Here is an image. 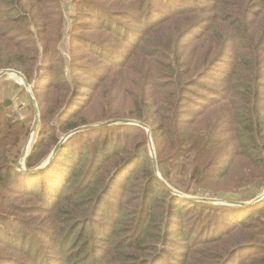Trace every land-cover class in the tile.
I'll use <instances>...</instances> for the list:
<instances>
[{
	"label": "trees",
	"instance_id": "trees-1",
	"mask_svg": "<svg viewBox=\"0 0 264 264\" xmlns=\"http://www.w3.org/2000/svg\"><path fill=\"white\" fill-rule=\"evenodd\" d=\"M47 1L0 0V72H21L35 100L40 90L49 93L59 81L67 86L68 94L50 106L55 112L48 114L36 100L40 116L45 112L46 125L28 153L27 169L42 166L55 150L60 140L51 133L57 132V124L63 127V135L94 124L97 118L86 115L98 100L101 120L126 118L148 127L159 121L151 129L160 174L167 182L171 183L163 167L178 163L176 168L189 174L197 192L205 189L223 199L245 189L250 194L246 199L256 198L264 189V0H206L211 6L205 16H199L202 9L192 6L191 0H97L87 18L96 14L94 19L107 17L113 22L90 25L103 36L97 50L94 43L88 45L73 63V71L95 68L89 70L95 81L83 84L86 92L80 94L60 73L66 64L52 35L66 25L63 16L51 26L61 30L49 31L45 11L59 6ZM133 33L135 38H130ZM155 34L158 38L153 40ZM138 36L145 38L142 44L136 43ZM96 51L106 60L93 66L81 62ZM122 99L130 101L128 112L118 108ZM11 106V100L1 103L0 114ZM81 107V112H75ZM52 117L56 124H50ZM6 126L8 136L15 127L28 134L24 122L11 116L7 123L0 122V264L9 262L3 261V249L13 248H21L27 258L9 263L37 264L40 255L31 260L32 252L44 248L42 244L51 250L41 254L53 262L46 260V264H78L81 255L80 264H264V200L248 207L212 206L174 195L156 175L149 139L140 127L119 125L141 140L133 146L132 159L119 165L104 186L111 170L101 168L98 151L107 155L109 140L106 147L90 148L87 153L82 144L77 148L78 139L100 129L72 134L45 173L28 175L17 169L25 148L4 139ZM106 128L102 129H111ZM126 143L122 154L128 150H124ZM136 161L145 168L142 175L136 171L125 197L118 181L127 180L129 166ZM89 174L92 181L87 182ZM78 181L79 190L69 195L68 189ZM22 198L43 204V220L21 218L17 211L23 208L16 201ZM183 205L188 208L181 209ZM103 209L110 226L101 216ZM192 213L197 218L190 222ZM77 218L81 223L73 231ZM52 220L59 223L49 226ZM6 222L9 229L3 230ZM123 226L132 234L119 240ZM67 227L71 236L62 240ZM176 229L183 233L182 242L172 241ZM85 230L90 234L89 247L82 249ZM32 231L35 234L30 235ZM214 245L218 251L211 248Z\"/></svg>",
	"mask_w": 264,
	"mask_h": 264
},
{
	"label": "rangeland",
	"instance_id": "rangeland-1",
	"mask_svg": "<svg viewBox=\"0 0 264 264\" xmlns=\"http://www.w3.org/2000/svg\"><path fill=\"white\" fill-rule=\"evenodd\" d=\"M96 2H97V0H48L47 1V3L51 6H55V5L59 6V7H54V9L49 10V12L45 11V14L47 16V19L45 22L48 24V27H51L53 25V23L55 25H57L59 23V21L62 19V17L64 16V25H66V28L65 29L63 28V30H61V27L53 26L50 28L49 31H51L54 34V33L58 32L59 30H61L58 35H55V36L52 35L54 40H56L58 42V45L60 46V49H61L63 56H64L65 64H66L65 71L61 70L60 73L62 72L64 75L66 74V77H69L70 81L72 82L73 90L75 92H77V94H80L81 92H86V89L83 88V84L92 83L95 81V79H94L95 74L93 73V71H89L93 67H88L86 69L82 68L80 70H75V71L72 70L73 63L76 62L77 56L79 54L85 53L86 50L89 49L88 45L93 44V43H94L95 48H96L95 50H97L100 38L103 36L102 33H99L95 29H92L90 25L93 22L94 23H101V24L106 23V22H108V23L113 22L110 18H107V17L103 18L102 20H100L99 17L94 19V16L96 14H94V16L92 18H87L86 14L93 12V9H94ZM190 2L192 4V6H195L196 8L202 9V12H201V14H199V16H205L206 14L209 13L208 11L210 9L211 4L209 2H207L206 0H191ZM60 5L62 8L60 7ZM103 6H106V5H103ZM62 10H63V14H62ZM258 12H259L258 8L254 10V17L258 16L257 15ZM197 20H200V19H197ZM77 23H79L82 27L77 26L76 25ZM126 23L130 26H132V25L134 26V23H132L130 20H127ZM88 29H92V31H87ZM163 33H167V30L163 31ZM128 34L130 36L132 34V31H130ZM133 35L134 36H131L130 38H135L134 33H133ZM105 36H107V35H105ZM155 38L156 39L158 38L157 34H155L153 36V40ZM144 39L145 38L143 36H138L136 43L142 44ZM109 40H113V39L110 38ZM109 52L114 54L113 51H109ZM94 54H95V56L89 55L84 60H82L81 62H83L85 64H90L91 66H93L99 60H100V63L106 60L98 53V51H96ZM94 69L95 68H93L92 70H94ZM56 84H57L56 85L57 87L54 88L53 90H51L49 93H46V89H42L39 91V93L36 96L37 102L46 108L45 111L48 109L47 110L48 114H50L52 111H54V112L56 111L55 108L53 110V108L50 106L53 105V103L57 100V98L62 99L64 96H66L68 94L67 93V86H66L64 80L59 81ZM30 87L32 88V86H30ZM32 94H33V91H32ZM28 95H29L28 90L25 88L24 84L21 83V80H18L17 78H14V77L11 78L9 76H6L0 80V104L7 101V100H11L13 102V106L4 109L3 112H1L0 122L4 121L5 123H7V118L9 116H11L16 121L20 120L21 122H24V124L27 126L26 129H28V134L25 135V130H21L20 128L15 127V129L13 130V134L8 136L7 135L8 129L6 126L5 130H4V136L3 137L5 140H10L13 143L16 141L15 144H18L20 148L22 147V149H24V148L26 149L28 147V153H29L32 150L33 145L36 142V140H38L43 126H45L46 124H44V122L42 120V117L45 113L43 111L41 116L39 113V119L37 121V126H36L35 130H33L34 125L36 123V116H35L36 113L34 114L35 111H33V108L30 104ZM95 95H97V94H95ZM78 103L81 104L82 101L79 100ZM37 106H39V105H37ZM118 108H119V110H122L123 112H128L129 110H131V109H129L130 108L129 99H122L118 103ZM101 109L102 108L100 107L99 101L97 100L95 102L94 106L92 107V112L86 115L89 117L97 118V120L94 122V124H92L90 126H84V127L98 126V125L106 123V122L115 121V119L101 120ZM81 111H82V107L79 111H75V112H81ZM85 111L86 110L83 109L82 114ZM86 116H85V119H86ZM89 117H87V119ZM122 119L128 120L126 118H121V119H116V120H122ZM128 121L137 122L135 120H128ZM158 122H159L158 120L152 121L149 124V128L151 129V128L157 127ZM205 123H209V121L203 122L202 126H204ZM50 124L51 125L56 124L55 117H52ZM129 126L130 127H128V128L134 127V125H129ZM57 127H58L57 132L51 133V136H55V138H58L60 140L58 142L59 144L54 145L55 148L58 145H60L61 141L65 137L71 136L72 134H75L73 131V132H70V134L63 135V133H62L63 127H60L59 124H57ZM84 127H80V128H84ZM137 127H139V126H137ZM80 128H77V129H80ZM102 128H103V126L101 128L99 126V127H95L92 129H86V130L80 131L81 134H86V133H82V132L87 131V130H93V132H94V130L100 129L96 133L86 137L84 140L81 139L82 141H80V139H78L77 148L79 146H81V144H82L81 148L87 153L90 148L93 150H96V149H100L103 145L106 147L108 144L107 140H109L111 145L107 148V155H105V156L103 155L104 151L102 149H100L98 151V154L102 157L101 162H100L101 168L102 169L107 168V169L111 170L109 172V174L105 176L104 186H106L108 179L111 178L114 170L119 165L123 164L126 160L128 162L129 160L132 159V156L134 155V153H131V151L134 149L133 146H134L135 142H139L141 139L140 138L136 139V135L134 132H128L127 129L123 128L122 126H117L116 128H114L113 126H105V128L107 130L111 128L110 131L103 130ZM140 129H143L144 131H146L147 138L149 139V134H148L147 130H145L142 127H140ZM89 132H91V131H89ZM151 133H152V135H151L152 144L154 146V153H155V158L157 161V169H155L154 164H153L154 171L156 172V175L162 180L163 183H165L171 189L175 190L179 195L187 196V197H191V198H196L199 200H213L212 203H208L212 206H215V205L219 206V205L225 204V206H231L232 205V206H236V207L239 206L240 207V205H238L240 203H237V202H241V203L251 202V199H246L249 197L250 194L246 193L244 191L245 189H241V191H235V196H233V197H231L232 195L227 194L226 196H224L223 199L218 198V196L215 193H213L212 191H208L205 189H200V192H197L196 184H195V182H192L190 180L189 174L188 173L184 174L176 168L178 163L175 165L163 167L166 171V174L169 176L168 181H170L171 183L164 180L160 174V169H159V164H158V159H157V154H156V145L154 144V137H153L152 129H151ZM127 136H129L128 140H126ZM46 139L47 140L49 139V135L46 137ZM157 140L159 141V140H161V138L157 137ZM116 141H119V143H117L116 145L113 146L112 144ZM131 141H133V142H131ZM124 142L125 143L127 142L126 148L124 150H126L127 148H128V150L124 154H122V153H120V151H121V148L123 147ZM148 147H149V153H150L149 156L152 160L150 142L148 144ZM21 160H22V157L19 159L18 164L21 162ZM46 162H47V159L45 161L43 160L41 163L42 166H40V167H43L46 164ZM187 162H189V161H187ZM39 164H40V162H39ZM147 166H148V168H151L149 165H147ZM129 167H131V169L128 172L127 180L124 182L118 181V185L121 188L116 187L121 192L125 191L126 189L128 191V189L130 187L131 180H132L134 174L136 173V171L138 170L139 175H140L142 170L145 168V166L143 167V164L140 161L134 162V164L129 166ZM34 169H38V168H34ZM48 169L49 168L44 169L40 173H43V172L45 173ZM40 173L38 172L37 174L40 175ZM99 173L100 172H98V174ZM89 176H91V175L90 174L87 175V177L85 179L87 182L92 181ZM75 178H76V175H75ZM78 186H79V181H78L77 186H74V187L72 186V187H70L71 189H68L69 195H70V192L73 193L76 190H79ZM127 191L123 192L122 195L126 197ZM38 192H40V191H38ZM180 192H182L183 194ZM263 193H264V189L261 190V192L259 194H256V198L261 196ZM173 194L177 195L175 193H173ZM182 196H180V197H182ZM182 198H185V197H182ZM244 198H245V200H243ZM256 198H254V199H256ZM108 199L111 200L110 202L117 204L116 203L117 201L115 200V198L110 197ZM254 199H252V201ZM246 200H248V201H246ZM222 201L231 202L232 204L222 203ZM196 202H198V201H196ZM198 203H203V202H198ZM203 204H207V203H203ZM16 205L17 206L19 205L20 207L23 208V209H19V211H17L19 214L22 215V217H21L22 219L25 220V219H32L34 217H37V218L43 220V218H42L43 213L41 211L43 204L40 201H38L36 199H32V198H22V199H18L16 201ZM184 208L187 209L188 208L187 205H183V207L181 209H184ZM101 216H104L103 218L108 222V225H109L110 221L108 220V217L105 215L104 209H103V215H101ZM111 216H112V214L110 213L109 218H111ZM190 217H191V219H189L190 222H193L197 218V215L195 213H192L190 215ZM79 218H81V217H79ZM79 218H77V220L75 221L74 227L72 229L73 231L75 228H77V225L79 224V222L81 223ZM57 223H59V221L52 220V222L49 224V226H56ZM4 224H5V226L3 227V230H8L9 229V223L6 222ZM137 227H139L140 230H142L140 225H138ZM189 227H190V224H187L186 230H189ZM79 230L80 229H78L77 233L79 232ZM70 231H71V229L69 227H67L64 238H62V240H64L65 236H67V235L69 237L71 236L69 234ZM120 231L121 232L118 235L119 240L121 238H122V240L124 238H129L132 234V231L130 229H126L124 226L121 227ZM1 232L3 235H5V232H3V231H1ZM134 232H135V228H134ZM31 234H35V232L32 231L30 233V235ZM172 234H173L172 235V237H173L172 241L174 243L177 241L182 242L183 233H179L178 230L176 229V230L172 231ZM83 237H85V238H84V241L81 243V245H82V249H86L89 247V240H90V234L87 230L84 231ZM97 242L100 244H106L102 240H99V239L97 240ZM228 244L230 245L231 243H228ZM42 245L44 246V248L37 250V247H36L32 252L31 260L33 259L34 256L40 255V257L38 258V260H39L38 263H37V261H34L37 264H46L47 263L46 260L49 261V258L47 256H42L41 254H46L47 252H49L51 250L49 249L47 244H42ZM52 246H54V245H52ZM66 246H68V243L66 244ZM170 248H173V247H170ZM211 248L214 249L215 251H218L217 245H214ZM67 249L69 251L70 247H68ZM52 254H54L53 251H52L51 255ZM1 256L3 258V261L15 262V260H13L14 258L15 259H22V260H23V258H27V253L25 251H23L21 248L18 250L13 248V249H11V251L3 249V251L1 252ZM85 256H88V255H85ZM261 256H263V254L258 255V257H261ZM81 257L84 258L82 255H81ZM82 258L78 259L76 263L80 264ZM9 262L5 263V264H11ZM49 263H53V262L50 260ZM203 264H207V263L204 262Z\"/></svg>",
	"mask_w": 264,
	"mask_h": 264
},
{
	"label": "water",
	"instance_id": "water-1",
	"mask_svg": "<svg viewBox=\"0 0 264 264\" xmlns=\"http://www.w3.org/2000/svg\"><path fill=\"white\" fill-rule=\"evenodd\" d=\"M5 76H9L11 78H17L18 80H21V83L24 84L25 88L28 90V94H29V98H30V102L35 110V113H36V123L34 125V128L33 130H35L36 126H37V121L39 119V109H38V106H37V102L32 94V90H31V87H30V84L28 83L27 79L22 75V73L18 72V71H13V70H5V71H2L0 72V79L5 77ZM119 125H134V126H139V127H142L144 128L145 130H147L148 134H149V142H150V146H151V153H152V161H153V164H154V167L155 169H157V161H156V158H155V153H154V146L152 144V139H151V129L146 126L145 124H142V123H139V122H133V121H128V120H115V121H111V122H106V123H103V124H100L98 126H91V127H84V128H80V129H77L74 131V133H79L80 131H83V130H86V129H92V128H95V127H105V126H119ZM70 136H67L65 137L60 145H58L55 150L53 151V153L47 158V162L46 164L43 166V167H40L38 169H27L25 167V160L26 158L28 157V147L25 149L23 155H22V160L21 162L18 164L17 166V169L25 174H28V175H33V174H37L38 172L44 170L46 167H48L53 159L56 157L58 151L60 150L61 146L67 141V139H69ZM167 186V185H166ZM167 188H169V190H171V192L179 195L175 190L171 189L170 187L167 186ZM179 196H182V195H179ZM182 197H185L186 199H189V200H193V201H198V202H203V203H212L213 200H199V199H196V198H191V197H187V196H182ZM262 200H264V193L259 196L258 198L254 199L253 201L251 202H248V203H240L238 205H240L241 207H248V206H253V205H256L257 203L261 202ZM218 202V201H217ZM222 203H228V204H232L231 202H227V201H222ZM225 205V204H223Z\"/></svg>",
	"mask_w": 264,
	"mask_h": 264
}]
</instances>
